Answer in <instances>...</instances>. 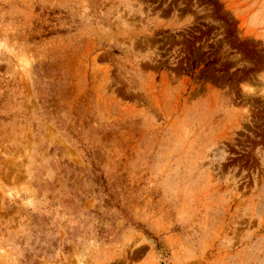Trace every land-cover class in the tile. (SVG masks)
<instances>
[{
    "label": "rangeland",
    "instance_id": "obj_1",
    "mask_svg": "<svg viewBox=\"0 0 264 264\" xmlns=\"http://www.w3.org/2000/svg\"><path fill=\"white\" fill-rule=\"evenodd\" d=\"M162 263L264 264V0H0V264Z\"/></svg>",
    "mask_w": 264,
    "mask_h": 264
},
{
    "label": "trees",
    "instance_id": "obj_2",
    "mask_svg": "<svg viewBox=\"0 0 264 264\" xmlns=\"http://www.w3.org/2000/svg\"><path fill=\"white\" fill-rule=\"evenodd\" d=\"M129 223H130V222H129ZM158 249L160 250V249H161V246L158 245ZM161 254H162L163 256H165V252H164V251H162ZM162 264H164V263H162Z\"/></svg>",
    "mask_w": 264,
    "mask_h": 264
}]
</instances>
